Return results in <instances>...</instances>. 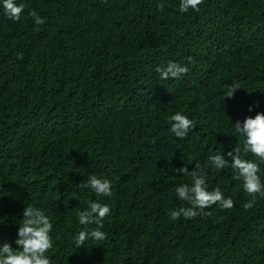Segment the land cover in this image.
<instances>
[{
  "label": "trees",
  "instance_id": "trees-1",
  "mask_svg": "<svg viewBox=\"0 0 264 264\" xmlns=\"http://www.w3.org/2000/svg\"><path fill=\"white\" fill-rule=\"evenodd\" d=\"M22 2L20 22L0 9V241L15 247L31 204L52 217V264H264V198L245 210L251 197L230 169L208 180L232 209L169 215L187 206L175 186L189 180L175 169L230 150L232 124L264 112V0H203L188 13L179 0ZM170 60L187 74L161 80ZM176 111L195 122L182 141L169 131ZM93 173L114 185L106 239L76 249Z\"/></svg>",
  "mask_w": 264,
  "mask_h": 264
},
{
  "label": "clouds",
  "instance_id": "clouds-1",
  "mask_svg": "<svg viewBox=\"0 0 264 264\" xmlns=\"http://www.w3.org/2000/svg\"><path fill=\"white\" fill-rule=\"evenodd\" d=\"M203 0H179V11L188 13L189 10L198 12ZM162 7V6H161ZM0 9L4 16L20 22L25 11L22 0H0ZM35 25H43L46 21L34 9L28 13ZM189 71L187 65L175 61H167L157 67L161 80L179 79ZM239 85L235 82L227 87L225 97H232ZM253 110L249 106V111ZM169 131L178 140H185L195 128L193 119L183 112L176 111L168 118ZM233 131L239 142L230 150H217L207 157L201 164L195 162V167L189 170L187 166L175 169L180 176L188 177L189 182H182L175 186L176 198L187 206H180L170 210L172 221L181 218L193 220L201 215L209 214L205 210L217 206L221 210L232 209L236 201L226 196L220 187L210 188L209 172L215 170H231L232 178L238 181L240 190L248 194L251 199L243 203L245 210L252 209L257 198H264V112H257L243 121L237 120L232 124ZM93 192L96 200L86 202V207L76 213L77 223L81 227L72 235L76 249L85 247L88 242L98 243L106 239L104 220L111 214V207L104 202L105 198L113 196V181L104 174L93 173L87 176L81 185ZM23 218L18 223L15 247L8 240L0 241V264H52L49 256L54 247L51 233L53 221L48 211L35 205H25ZM95 225V227H91Z\"/></svg>",
  "mask_w": 264,
  "mask_h": 264
}]
</instances>
